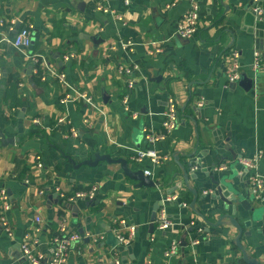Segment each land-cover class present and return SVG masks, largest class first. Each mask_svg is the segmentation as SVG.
Wrapping results in <instances>:
<instances>
[{
  "label": "crops",
  "instance_id": "0c3cea01",
  "mask_svg": "<svg viewBox=\"0 0 264 264\" xmlns=\"http://www.w3.org/2000/svg\"><path fill=\"white\" fill-rule=\"evenodd\" d=\"M198 2L199 30L184 40L176 31L190 0H107L113 12L99 11L98 0H0V129L14 138L4 144L0 137V264H31L21 250L26 234L38 238L36 254L49 255L60 229L84 235L66 264H165L173 241L180 248L171 264H249L235 242L237 227H209L191 208L193 193L175 183L183 180L182 164L189 171L197 165L190 184L201 195L211 191L196 203L205 211L216 203L206 172L214 163L217 177L241 176L236 183L243 191H251L255 171L242 158L262 151L258 170L264 172V0ZM25 25L32 27V45L14 47L11 40ZM233 49L240 53L237 82L227 77ZM256 52L261 70L253 67ZM123 64L130 74L119 72ZM13 86L20 106L7 95ZM170 96L177 127L150 143L146 133L163 131ZM136 149H154L160 163L134 160ZM195 150L194 157L185 155ZM96 153L127 158L133 168L149 170L157 185L137 186L117 162L86 164ZM222 164L228 168L218 169ZM95 185L93 201L62 196ZM174 193L178 198L165 204ZM163 205L173 221L167 230L156 223ZM239 217L244 223L251 213ZM246 224L241 243L264 264L262 220ZM128 225L137 229L131 242L114 245L109 228L128 235Z\"/></svg>",
  "mask_w": 264,
  "mask_h": 264
},
{
  "label": "built area",
  "instance_id": "2783aa9c",
  "mask_svg": "<svg viewBox=\"0 0 264 264\" xmlns=\"http://www.w3.org/2000/svg\"><path fill=\"white\" fill-rule=\"evenodd\" d=\"M255 2H258V0H254ZM106 2L107 0H98L97 9L99 11H110L109 8H106ZM256 10H259V7L255 8ZM261 11V10H260ZM200 27V6L198 0H190V6L187 9V11L183 14L181 21L178 25L176 36L187 40L192 38L199 30ZM32 38H33V30L30 25H25L21 27L16 35L11 40V43L14 47H28L32 45ZM133 42L131 40L125 41V46H131ZM240 59V53L233 49L229 54V68L227 70V77L230 82H237L241 77V65L239 62ZM137 67V65L135 66ZM253 67L255 70H261L262 69V59L259 52L255 53V59ZM131 68L125 64L119 66V72L123 74H130ZM66 76L65 73H61L59 77L61 79H64ZM256 82V79H255ZM128 87H133V81L130 80L128 83ZM69 97V96H68ZM67 97V98H68ZM85 100L89 103H93L92 98L90 96H85ZM65 101V99L63 100ZM201 104V103H200ZM128 107L125 105V110L128 111ZM131 116L133 118L138 117L137 112H132ZM178 108L176 105L175 97L170 96L167 102V109L165 111V119L163 122V131L154 133V132H147L146 133V139L150 143H155L161 139H165L167 135H169L178 124ZM146 129V128H145ZM74 131V135H77V131ZM263 153L262 151H258L253 157L250 158H242L241 164L244 168L253 169L255 172L253 176L250 179V189L251 193L254 196V199L260 201L261 203H264V172H260L258 170V164L260 162V159L262 158ZM149 158L153 163H160L161 157L154 149L149 150H142V149H136L135 153L133 154L132 158L136 161H142L145 158ZM167 158V157H163ZM42 164L40 163L39 166ZM198 168L197 165L192 167V170L196 171ZM227 165H220L218 169L225 170L227 169ZM146 174L150 175L151 172L149 170L145 171ZM211 191L206 190L204 193L208 195ZM62 196L68 201V202H76L78 199H86L93 201L98 196V187L92 186L89 190H78L70 195H66L62 193ZM178 198V194H169L167 195L166 199L164 200V203L175 200ZM38 226L35 227V230L40 231V217H36ZM123 223H126V221H123ZM157 226L161 230H167L170 229L173 221L168 215L166 206L163 205V207L159 211L158 218L156 220ZM5 221V226H6ZM128 235L124 234L121 230L113 231L116 232V235L121 243L127 244L130 243L132 238L134 237L136 233V226L135 225H128ZM200 230V227H198ZM6 230H9V227H6ZM11 234L10 232H8ZM89 235V234H88ZM89 236H92L94 240H97L100 238V235L98 234H91ZM84 238V235L79 233L78 231H72L68 232L65 229H60L58 233H56L51 242H52V250L49 255L43 254V253H35L33 249V245L38 242V238H34L29 234H26L24 237V240L21 244V250L22 255L24 258H26L31 264H42L43 262L47 261L48 264H66L68 260V254L69 250L72 247L73 244L76 242L81 241ZM199 240L195 239L193 240V243H198ZM180 248V243L178 241H173L171 245L165 250V257L167 258V262L165 264H171L169 260L176 255ZM115 264H122L119 259H115Z\"/></svg>",
  "mask_w": 264,
  "mask_h": 264
},
{
  "label": "water",
  "instance_id": "95a60500",
  "mask_svg": "<svg viewBox=\"0 0 264 264\" xmlns=\"http://www.w3.org/2000/svg\"><path fill=\"white\" fill-rule=\"evenodd\" d=\"M18 32V31H16ZM34 40V37L32 38V42ZM245 78L247 80L246 74H243L242 78ZM241 78V82H242ZM244 80V81H245ZM250 82L251 79H248ZM0 137L1 141L4 144H7L9 142H14L13 137H7L3 130L0 129ZM187 157H194L196 155V150L191 153H185ZM176 160H178L179 155H175ZM100 160H106L108 162H117L121 164V167L123 169V173L130 177L131 179L136 180L137 186H149L153 187L156 186V182L153 180V178L146 174L144 170L142 169H136L133 168L130 164V161L127 158L119 157L114 158L111 154H100L96 153L94 159H90L86 161V164L90 165H96ZM193 162L191 161L189 163V166H193ZM183 170V180H179L175 183V188H181L185 186L190 192L193 193L194 198L191 202V208L197 212L209 225V227H216L219 225H234L237 227L239 233L237 237L235 238V242L238 245V247L243 252V259L249 263V264H260V262L254 258L251 257L242 245V235L244 233V226L247 225L246 223H249L251 221H261L262 220V231L264 232V205L260 204L261 202L254 199V196L252 195L251 191H243L242 188L240 189L239 184L236 183V180L239 179V176L237 173L234 174H224L220 177L216 176V166L215 163L211 166L213 172L210 171V169H207V176L211 179L212 184L214 185L213 193H212V199L216 201V203L211 204L208 203L205 206V211H200L196 209V203L198 200H205L207 195H201L199 194V189L196 186H192L190 184V178L191 177H197V171L191 170L187 168L186 165H181ZM182 201V200H181ZM208 201V200H207ZM219 201H221L219 203ZM253 202L255 205L253 206ZM90 203H88L89 205ZM245 212L251 213V219L248 221H245L242 223L240 221L239 215L245 214ZM221 214L220 217L217 219V221H212V217L215 214ZM211 214V215H208ZM155 215V213H154ZM153 218L152 220H154ZM249 231H247L248 234ZM108 236L111 239H114L113 244L116 245L120 243V240L117 239V236L114 234L113 229L109 228ZM185 238V237H184ZM183 240L182 244H185V239Z\"/></svg>",
  "mask_w": 264,
  "mask_h": 264
},
{
  "label": "trees",
  "instance_id": "16d2710c",
  "mask_svg": "<svg viewBox=\"0 0 264 264\" xmlns=\"http://www.w3.org/2000/svg\"><path fill=\"white\" fill-rule=\"evenodd\" d=\"M7 95L11 99L12 106H20L22 104L21 100L18 98L17 87L13 86L8 89Z\"/></svg>",
  "mask_w": 264,
  "mask_h": 264
}]
</instances>
